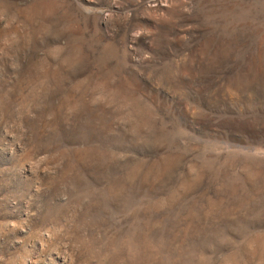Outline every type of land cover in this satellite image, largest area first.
<instances>
[{
	"label": "rangeland",
	"instance_id": "rangeland-1",
	"mask_svg": "<svg viewBox=\"0 0 264 264\" xmlns=\"http://www.w3.org/2000/svg\"><path fill=\"white\" fill-rule=\"evenodd\" d=\"M0 264H264V0H0Z\"/></svg>",
	"mask_w": 264,
	"mask_h": 264
}]
</instances>
